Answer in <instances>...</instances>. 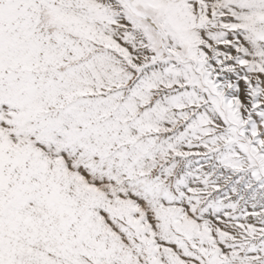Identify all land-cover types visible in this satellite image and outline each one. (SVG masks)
Here are the masks:
<instances>
[{"label": "snow or ice", "instance_id": "1", "mask_svg": "<svg viewBox=\"0 0 264 264\" xmlns=\"http://www.w3.org/2000/svg\"><path fill=\"white\" fill-rule=\"evenodd\" d=\"M0 264H264V0H0Z\"/></svg>", "mask_w": 264, "mask_h": 264}]
</instances>
